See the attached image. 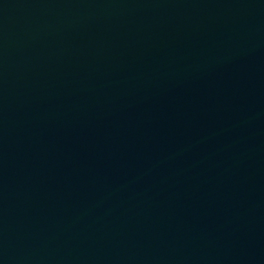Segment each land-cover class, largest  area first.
I'll list each match as a JSON object with an SVG mask.
<instances>
[{
    "label": "water",
    "instance_id": "water-1",
    "mask_svg": "<svg viewBox=\"0 0 264 264\" xmlns=\"http://www.w3.org/2000/svg\"><path fill=\"white\" fill-rule=\"evenodd\" d=\"M0 264H264V0H0Z\"/></svg>",
    "mask_w": 264,
    "mask_h": 264
}]
</instances>
